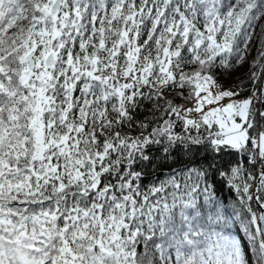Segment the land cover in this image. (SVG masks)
<instances>
[{
	"label": "snow or ice",
	"instance_id": "obj_1",
	"mask_svg": "<svg viewBox=\"0 0 264 264\" xmlns=\"http://www.w3.org/2000/svg\"><path fill=\"white\" fill-rule=\"evenodd\" d=\"M0 264H264V0H0Z\"/></svg>",
	"mask_w": 264,
	"mask_h": 264
},
{
	"label": "trees",
	"instance_id": "obj_2",
	"mask_svg": "<svg viewBox=\"0 0 264 264\" xmlns=\"http://www.w3.org/2000/svg\"><path fill=\"white\" fill-rule=\"evenodd\" d=\"M256 53L253 52V56ZM252 60V56L249 57V61ZM187 70H191V69H187ZM247 70H248V66L245 72H243V74L241 75H236V70L233 71V73L231 74V76H227V77H223L221 82L223 83L224 87H230L233 85V82L235 81L236 83L240 82V79H242L244 81L245 85H248V80H247ZM239 78V79H237ZM182 101L177 100V103H180ZM149 115V113H142L140 116V119H143L144 116ZM178 130V129H177ZM168 171V169H161V170H157L156 175L160 176L161 178H163L164 173ZM150 175L148 177L149 180L154 179V177L151 174V169H149ZM147 183V181H146ZM220 196L225 200V202L227 203V205L229 206V210L231 211V208L233 206H238V200L235 196L234 192H229V190L227 188H225L221 193ZM253 208L256 209L257 206L255 204H253ZM245 215H247V213H245ZM231 231L234 235H237L239 239H244V235H243V231H242V226L240 225L239 220H237L235 222V224L232 225L231 227ZM246 242V241H245Z\"/></svg>",
	"mask_w": 264,
	"mask_h": 264
},
{
	"label": "rangeland",
	"instance_id": "obj_3",
	"mask_svg": "<svg viewBox=\"0 0 264 264\" xmlns=\"http://www.w3.org/2000/svg\"><path fill=\"white\" fill-rule=\"evenodd\" d=\"M249 57H251V56H249ZM247 66H248V65H245L243 68H241V69H239V70H236V75H241V74H243V72L246 71Z\"/></svg>",
	"mask_w": 264,
	"mask_h": 264
}]
</instances>
